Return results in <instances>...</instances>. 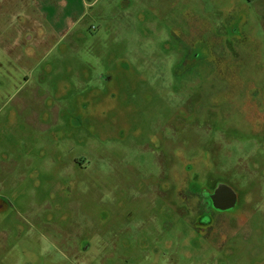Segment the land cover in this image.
Masks as SVG:
<instances>
[{"label": "rangeland", "instance_id": "rangeland-1", "mask_svg": "<svg viewBox=\"0 0 264 264\" xmlns=\"http://www.w3.org/2000/svg\"><path fill=\"white\" fill-rule=\"evenodd\" d=\"M184 1L105 8L104 22L88 0H19L28 29L14 50L17 27L0 16V264H217L236 234L210 216L193 230L178 202L197 191L174 186L205 183L210 167L264 212V91L258 105L235 83L192 112L197 81L174 79L169 54L181 47L171 31L181 45L192 35ZM205 8L216 27L222 11L246 14L264 88V0ZM260 228L259 243L258 229L240 233L242 249L230 240L223 264H264V218Z\"/></svg>", "mask_w": 264, "mask_h": 264}, {"label": "flooded vegetation", "instance_id": "flooded-vegetation-1", "mask_svg": "<svg viewBox=\"0 0 264 264\" xmlns=\"http://www.w3.org/2000/svg\"><path fill=\"white\" fill-rule=\"evenodd\" d=\"M184 3L187 6L189 5L188 9L185 12V8L178 14L179 17L175 19L173 25L176 26L183 22L182 16L185 12V16L189 20L192 19V35L188 41H182L183 45H181L179 34L171 31L173 42L178 43L181 47H178V53L171 50L169 54L174 58L173 61L179 58L178 61H174V79L183 80L185 86L191 81H197L195 88L199 89L201 94L198 103L193 104L192 112H197L199 105L200 107L205 105L201 99H213L217 95L228 91L229 87L235 83L238 85L247 84L251 87L249 89L252 90L258 105H260L259 100H261L260 97L262 91H264L260 77V55L259 53H252L255 57L251 60L247 59V53L257 51L259 47L255 40H251L246 36L244 29L247 21L246 14L242 11L235 14L231 10L222 11L219 18L220 25L216 27L209 17L207 8H205V11L200 9L202 4L206 6V0H191L184 1ZM143 4L144 0H96L91 7L94 8L93 12L98 15L105 8L108 10L117 9L122 5L123 9H127ZM99 18L106 22L105 20L109 17L105 14L102 17L99 16ZM154 25L155 21L152 23H145L144 21L146 29ZM169 49L176 48L169 46L167 52ZM180 51L183 53H180ZM65 52L67 53V51ZM186 76H190V78L186 80ZM259 115L260 111H258L257 117ZM205 157H208V152ZM216 170L215 167L209 168L210 173L205 183L183 181L174 184L176 190L179 191L193 189L191 187H195L194 190L197 191L193 194L181 192V200L178 203L181 202L182 206L187 208V214L190 217L189 224L193 230L198 229L197 219L194 217L210 216L211 222L214 225L216 224V227L236 234L229 236L227 242L223 243L224 250L233 249L232 247L228 248V246L235 245V243H229L230 240L236 241L238 247L234 249L240 247L242 249L247 243L241 241L240 233L246 230L258 229L255 233L258 241V236L262 233L260 226L261 219L264 218V212L252 207L253 199L248 202L240 201V196L237 194V190H240L238 185L233 186L226 181L212 179L211 174ZM167 189H169V186ZM258 194L260 193L256 191L251 197ZM164 208L168 211L177 212L171 204L165 203ZM231 221L235 222L234 225H231ZM224 250L217 246L215 254L218 257L217 264L224 263ZM239 253L236 257H239ZM236 257L231 259L232 263H234Z\"/></svg>", "mask_w": 264, "mask_h": 264}, {"label": "crops", "instance_id": "crops-1", "mask_svg": "<svg viewBox=\"0 0 264 264\" xmlns=\"http://www.w3.org/2000/svg\"><path fill=\"white\" fill-rule=\"evenodd\" d=\"M6 1V4H5V8L4 10H1L2 12H0V16H6L8 21H9V24L12 23L14 24L17 28H16V32L18 34V36L16 37L15 39V42H14V45L13 46H10V49L11 50H14L15 49V46H18L19 43H22L25 41V35H24V31H26L28 28H26L24 25H23V22L22 23H17L16 22V13L13 12L14 8L16 6H19V0H14L16 2V4L14 6H9L8 5V0H5ZM95 1L96 0H88V3H87V6L91 7V5H94L95 4ZM47 37V34L42 38L43 40ZM4 42L8 43L9 44V40L8 39H4ZM10 45V44H9ZM29 51L31 48V46H27L26 47ZM7 50L5 49L4 53H6Z\"/></svg>", "mask_w": 264, "mask_h": 264}]
</instances>
